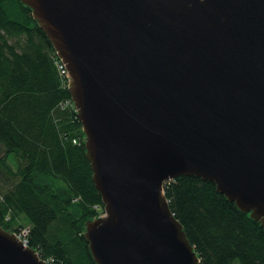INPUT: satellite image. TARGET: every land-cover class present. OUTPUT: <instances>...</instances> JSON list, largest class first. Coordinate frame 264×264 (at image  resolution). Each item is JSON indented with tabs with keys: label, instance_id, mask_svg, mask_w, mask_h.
Instances as JSON below:
<instances>
[{
	"label": "water",
	"instance_id": "95a60500",
	"mask_svg": "<svg viewBox=\"0 0 264 264\" xmlns=\"http://www.w3.org/2000/svg\"><path fill=\"white\" fill-rule=\"evenodd\" d=\"M68 72L104 215L95 264H198L164 185H215L264 230V0H20ZM0 264H47L0 227Z\"/></svg>",
	"mask_w": 264,
	"mask_h": 264
},
{
	"label": "trees",
	"instance_id": "16d2710c",
	"mask_svg": "<svg viewBox=\"0 0 264 264\" xmlns=\"http://www.w3.org/2000/svg\"><path fill=\"white\" fill-rule=\"evenodd\" d=\"M60 65L31 10L0 0V227L50 264H95L83 233L104 206ZM164 196L198 264H264V230L213 183L181 176Z\"/></svg>",
	"mask_w": 264,
	"mask_h": 264
},
{
	"label": "built area",
	"instance_id": "2783aa9c",
	"mask_svg": "<svg viewBox=\"0 0 264 264\" xmlns=\"http://www.w3.org/2000/svg\"><path fill=\"white\" fill-rule=\"evenodd\" d=\"M61 63V62H60ZM59 71L62 75L65 76V78L70 82V78H69V75H68V72L66 71L64 65L61 63V65L59 66ZM26 234H27V231H23L22 233L20 234H15L17 239L25 246L27 247V241H26ZM47 264H50L46 261Z\"/></svg>",
	"mask_w": 264,
	"mask_h": 264
},
{
	"label": "rangeland",
	"instance_id": "374dc122",
	"mask_svg": "<svg viewBox=\"0 0 264 264\" xmlns=\"http://www.w3.org/2000/svg\"><path fill=\"white\" fill-rule=\"evenodd\" d=\"M100 217H102V216H100ZM99 218V217H98Z\"/></svg>",
	"mask_w": 264,
	"mask_h": 264
}]
</instances>
